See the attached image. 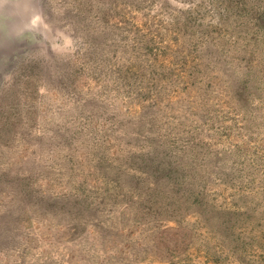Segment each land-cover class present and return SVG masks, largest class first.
<instances>
[{"label": "rangeland", "instance_id": "obj_1", "mask_svg": "<svg viewBox=\"0 0 264 264\" xmlns=\"http://www.w3.org/2000/svg\"><path fill=\"white\" fill-rule=\"evenodd\" d=\"M0 264H264V0H0Z\"/></svg>", "mask_w": 264, "mask_h": 264}]
</instances>
